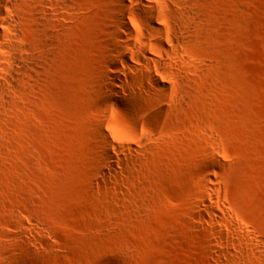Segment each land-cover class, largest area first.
Returning a JSON list of instances; mask_svg holds the SVG:
<instances>
[{"label":"rangeland","instance_id":"1","mask_svg":"<svg viewBox=\"0 0 264 264\" xmlns=\"http://www.w3.org/2000/svg\"><path fill=\"white\" fill-rule=\"evenodd\" d=\"M139 1L0 0V264H264V0Z\"/></svg>","mask_w":264,"mask_h":264},{"label":"bare ground","instance_id":"2","mask_svg":"<svg viewBox=\"0 0 264 264\" xmlns=\"http://www.w3.org/2000/svg\"><path fill=\"white\" fill-rule=\"evenodd\" d=\"M14 0H5L7 6H12ZM139 0H137L138 2ZM121 1L123 10L127 11L128 6ZM141 2V1H139ZM0 87L3 84L13 85L14 83V77L12 76L14 71L21 70L25 67L28 60H23L18 57H13L9 54V52L12 50V46H10L5 40L7 39V32L6 27L9 26V18L7 14L3 13V11L0 10ZM121 24L128 28L127 30H131L129 27V23L125 20V17L123 16L120 19ZM156 30V29H154ZM147 61H154L151 57L146 58ZM10 63V65H9ZM108 158L112 160V156L107 154ZM103 176H107L106 172L102 173Z\"/></svg>","mask_w":264,"mask_h":264}]
</instances>
